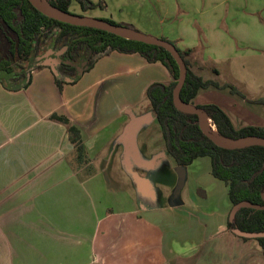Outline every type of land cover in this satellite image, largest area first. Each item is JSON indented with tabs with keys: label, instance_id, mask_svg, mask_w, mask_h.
<instances>
[{
	"label": "crops",
	"instance_id": "0c3cea01",
	"mask_svg": "<svg viewBox=\"0 0 264 264\" xmlns=\"http://www.w3.org/2000/svg\"><path fill=\"white\" fill-rule=\"evenodd\" d=\"M249 30L241 23L234 34L246 39ZM188 60L203 79L235 88H199L193 104L218 105L235 128L264 124V104L250 101L264 96L221 80L194 47ZM168 79L161 62L112 50L60 89L44 65L31 71L25 88L0 83V264H264L255 239L227 230L228 187L211 174L209 156L185 167L191 195L179 194L176 204L143 203L123 166L116 138L128 120L124 110L145 112L134 107L148 84ZM53 112L79 128L86 163L76 161Z\"/></svg>",
	"mask_w": 264,
	"mask_h": 264
},
{
	"label": "trees",
	"instance_id": "16d2710c",
	"mask_svg": "<svg viewBox=\"0 0 264 264\" xmlns=\"http://www.w3.org/2000/svg\"><path fill=\"white\" fill-rule=\"evenodd\" d=\"M46 1L62 11H69L70 0ZM78 2L82 8L94 7L89 0H78ZM104 20L118 24L110 19L104 18ZM161 38L168 40L165 37ZM51 46H66L67 52H70L72 57H79L82 51L88 50L93 52L92 56L99 52H103L102 55H104L116 50L123 53L137 52L150 63L161 62L173 79L167 83L151 82L146 87L144 95L149 102L153 119L160 127L166 153L172 157L176 165L185 167L196 157L209 156L211 174L227 185L231 205L242 200L264 205V146L248 145L233 149L217 146L199 129L196 114L176 109L172 102V89L178 76V66L166 49L126 39L97 28L60 22L39 12L28 0H0V83L5 88L16 90L27 87L31 81V71L41 67V65L29 67L34 64V57ZM176 48L186 65V77L180 89L181 99L193 103L192 99L198 89L208 85L229 86L232 91H235L230 84L219 85L213 80L203 79L194 73L188 60L191 49H180L177 46ZM95 61L89 65V68ZM12 75L17 82L8 81V77ZM54 79L60 89L64 80L56 75ZM76 79L77 77L72 81ZM21 82H23L22 85L11 87V84ZM250 101L264 104V98ZM195 105L204 110L222 136L238 138L256 135L264 138V124L235 128L227 114L218 105L214 103ZM49 118L65 126L67 137L74 146L76 161L80 164L86 163L87 153L79 128L63 114L53 112ZM170 203L176 204L177 200ZM236 229L263 233L264 208L241 207L232 218H227V230L234 233ZM252 239L258 242L264 253V236Z\"/></svg>",
	"mask_w": 264,
	"mask_h": 264
},
{
	"label": "rangeland",
	"instance_id": "374dc122",
	"mask_svg": "<svg viewBox=\"0 0 264 264\" xmlns=\"http://www.w3.org/2000/svg\"><path fill=\"white\" fill-rule=\"evenodd\" d=\"M89 1L94 7L82 8L78 0H70L69 12L110 19L118 24L131 25L148 35L165 37L175 45L194 47L200 58L215 66L221 80L228 81L248 96H264V0ZM241 23L248 25L250 30L244 33L246 39L239 40L234 28ZM160 31L163 34H159ZM234 52L233 58H222L224 53ZM149 107L144 96L134 110L142 112ZM139 132L142 154L148 156L164 150V140L156 120L153 119ZM174 167L172 157L166 155L157 159L152 169L133 168L141 176L149 177L153 184L155 197L140 196L143 203L158 204L169 198L176 182ZM190 193L186 173L180 197Z\"/></svg>",
	"mask_w": 264,
	"mask_h": 264
},
{
	"label": "water",
	"instance_id": "95a60500",
	"mask_svg": "<svg viewBox=\"0 0 264 264\" xmlns=\"http://www.w3.org/2000/svg\"><path fill=\"white\" fill-rule=\"evenodd\" d=\"M30 4L37 9L42 14L46 15L49 18H53L55 20H58L60 22L77 25V26H88L97 28L100 30H104L107 32H110L112 34L118 35L120 37L126 38V39H132L140 42H144L147 44H153L160 47H163L166 49L178 66V76L176 78V83L172 89V102L176 109L193 113L197 115V124L201 132L209 138L214 144L217 146H220L222 148L227 149H233V148H239L244 147L248 145H262L264 146V138L256 135H247V136H241L238 138H228L225 136L220 135L217 131L213 132V127L215 126L211 123V127H208L206 125V118L209 119L207 114L204 112L203 109L199 108L193 103L186 102L180 97V89L184 83L185 77H186V65L178 52L175 44L172 42L155 37L152 35L145 34L136 28L122 25V24H114L107 20L91 17V16H84L80 14H75L69 11H62L54 6H52L50 3H48L46 0L43 2L42 0H28ZM66 49V46L61 47L57 51H53L50 47H48L45 52L39 53L34 57V64L29 66L30 68H33V66L37 65H44L48 66L52 73L54 75L57 74V70L55 68V65L60 62L59 55ZM109 49V47H107ZM54 53L55 57H51L50 55ZM103 52H99L97 54H94L90 60V62L86 65L81 66L78 69L77 76L81 75V73L89 68V65L95 61L99 56L102 55ZM56 56H58L56 58ZM45 58L44 60H39L40 58ZM85 63V61H83ZM82 64V62H81ZM75 77V78H76ZM171 79H173L172 76H170ZM65 80H73V79H65ZM23 82L19 84H11V87H17L22 85ZM125 114L128 116L127 122L123 125L122 131L120 135L116 138V140L122 145L123 148V158L122 163L125 167L127 173L129 174L130 178L135 184L136 190L144 196H149L154 198L155 192L153 188V184L151 183L150 179L145 176H141L136 170H134V167L142 168V169H152L155 167L157 159L164 158L165 152L160 151L155 154H153L150 158H144L141 155L137 136L139 130L146 126L148 123H150L153 120V114L150 110H147L143 113L136 114L131 108H126L124 110ZM210 120V119H209ZM174 171L176 174V182L173 187L170 202H174L175 200L178 201L179 194L181 192V189L183 188L185 177H186V168L182 165H176L174 167ZM241 207H250L255 209H263L264 205H259L256 203H252L247 200H242L237 202L236 204H233L229 211V218H232L235 213L241 208ZM236 235L240 237H246V238H256L260 236H264V232H248V231H242V230H234L233 231Z\"/></svg>",
	"mask_w": 264,
	"mask_h": 264
},
{
	"label": "flooded vegetation",
	"instance_id": "af4514ba",
	"mask_svg": "<svg viewBox=\"0 0 264 264\" xmlns=\"http://www.w3.org/2000/svg\"><path fill=\"white\" fill-rule=\"evenodd\" d=\"M61 47H63V46H59V47H57V46H51L50 48L53 50V51H57V50H59ZM48 48H46L45 50H47ZM67 49V48H66ZM64 50L60 55H59V57H60V62L58 63V64H56L55 65V68H56V70H57V74H56V76L57 77H59L60 79H62V80H65V79H67V78H69V79H73V78H75L76 76H77V72H78V69L81 67V66H83V65H86V64H88L89 62H90V60H91V57H92V54H93V52L91 51V50H88V51H82L80 54H79V57H72V55H71V53L70 52H67V50ZM45 50H42V51H40L39 53H44L45 52ZM51 57H55V54L54 53H52L51 55H50ZM58 56H56V58H57ZM44 59H46V57L45 58H40L39 60H44ZM83 61H85V63L83 62ZM81 62H82V64H81ZM8 81L9 82H17L16 80H15V76L14 75H12V76H9L8 77ZM138 146H139V144H138ZM139 149H140V146H139ZM160 151H163V152H165V156L166 155H168L167 153H166V151H165V148H164V150L162 149V150H160ZM160 151H158V152H160ZM140 152H141V150H140ZM157 153V152H156ZM141 155H142V153H141ZM173 190V189H172ZM172 193V192H171ZM170 197H171V194L169 195V198H168V200H169V202H170Z\"/></svg>",
	"mask_w": 264,
	"mask_h": 264
},
{
	"label": "bare ground",
	"instance_id": "6f19581e",
	"mask_svg": "<svg viewBox=\"0 0 264 264\" xmlns=\"http://www.w3.org/2000/svg\"><path fill=\"white\" fill-rule=\"evenodd\" d=\"M43 2L45 1V0H42ZM45 3V2H44ZM206 125L208 126V127H211V121L208 119V118H206ZM217 130H216V128H214L213 127V132H216Z\"/></svg>",
	"mask_w": 264,
	"mask_h": 264
}]
</instances>
